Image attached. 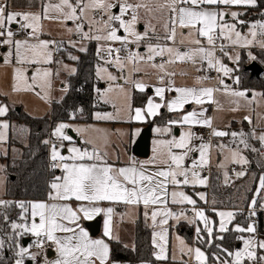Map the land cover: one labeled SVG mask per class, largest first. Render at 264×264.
Segmentation results:
<instances>
[{
    "label": "snow or ice",
    "instance_id": "6c2138e0",
    "mask_svg": "<svg viewBox=\"0 0 264 264\" xmlns=\"http://www.w3.org/2000/svg\"><path fill=\"white\" fill-rule=\"evenodd\" d=\"M262 4L264 0H40V10L33 12L14 10L11 0L0 2V48L4 49L0 60L13 70V92H31L51 102L54 81L61 72L72 76L78 71L57 54L65 53L68 60L79 62L80 57L68 47L86 53L87 44L96 42V76L108 84L95 91L101 98L107 97L105 102H112L116 109L115 113L96 112V120L154 121L162 108L180 114L163 127H156L157 133L168 138L155 141L151 158L138 160L133 155L123 165L113 162L109 153L91 140L85 141L91 148L78 146L67 133L73 124L58 123L52 134L58 143L42 141L49 146L50 169L54 173L45 198L0 199V226L10 229L0 235V264H119L113 259L110 241L120 239L113 224L114 205L120 203L144 208L143 215L151 220L154 229L153 255L161 264H264V237L256 220L258 203L264 210V164L258 176L252 174L257 187L249 190L253 195L247 202L246 224L234 223L238 216L245 215L243 209H218L214 199L208 206L207 193L185 191L188 187H207L204 172L210 166L214 147L221 154L227 153L218 167L226 169L231 163L241 169L233 170L231 176L224 172L226 185L248 175L251 161L246 151L264 157V130L257 131L264 114L252 108L256 124L251 113L237 121L247 122L251 126L248 131L243 127L231 130V121L224 130L214 126L215 117L208 115L206 106L215 105L216 111H223L224 104L218 98L223 96L228 98V110L235 113L242 107L259 108L264 101V92L240 87L246 73L239 51L247 50L249 61H257L252 48L264 51V10L259 12L261 19H241L249 9L261 8ZM153 20L161 25L162 34ZM45 21L60 24L77 39L42 38L46 35ZM13 25L17 26L15 30ZM141 25L143 31L139 30ZM178 62L190 63L204 74L196 76L193 86H177L174 66ZM142 65L158 70V85L133 79L142 71ZM110 67L120 75H114ZM212 72L215 77L210 75ZM61 83L60 91L66 95L71 85L68 81ZM126 83L141 93L154 87L155 94L141 106L133 107ZM112 93L122 95L125 105H117ZM171 93L175 95L166 96ZM193 104L198 107L185 110ZM8 112L9 105L0 102V155H7L2 146L8 141L10 123L4 119ZM121 112H126V117ZM70 116L74 120L76 113ZM197 126L210 129V137H229L230 141L213 145L211 139L205 141L192 130ZM174 127L183 131L176 135ZM88 130L89 127H75L81 135ZM140 132L136 128L131 135L138 136ZM253 140L259 142V148L251 143ZM13 206L19 210L15 219L9 216ZM97 217L104 218L103 233L94 237L85 223ZM181 222L193 227V243L175 234L170 251V232ZM229 233L235 234L234 239L242 242V247L225 246ZM26 237L31 241L24 243ZM211 248L215 251L208 252ZM5 249L13 253L11 257H5ZM49 251H54V258H49Z\"/></svg>",
    "mask_w": 264,
    "mask_h": 264
},
{
    "label": "trees",
    "instance_id": "16d2710c",
    "mask_svg": "<svg viewBox=\"0 0 264 264\" xmlns=\"http://www.w3.org/2000/svg\"><path fill=\"white\" fill-rule=\"evenodd\" d=\"M250 10L259 15V12L264 10V4L261 5V8ZM87 47L88 51L86 53H81L73 49L68 50L80 57L79 62L68 60L66 54L62 53L65 60L73 62L78 71L75 75L67 76L66 81H68L71 87L67 94H64L62 100L53 101L51 115L35 117L23 110L18 111L16 108H11L8 112L6 118L11 123L10 138L8 141L9 153L1 156L6 161L5 171L8 175L4 196L6 200L31 201L44 199L48 190V183L54 173L48 166L49 155L47 145H44L42 141L48 137L49 133L59 122L71 120V113H77L75 120L91 122L94 120L96 110L107 107L105 104L99 103L95 96V85L97 83L95 66L98 62L96 56L97 44L96 42H91ZM244 51L241 52V67L246 73V76L242 79L240 87L264 92V75L252 76L251 72L246 69V66L249 64V58ZM253 53L257 56V62L264 68V64L261 63L264 62V51L256 48ZM149 94L148 91L141 93L134 89L132 94L133 107L141 106ZM79 109H83V111L81 112ZM176 114L165 110L154 121H148V124H165L166 121L175 119ZM18 125L24 126L25 131L28 132L27 144L18 143L15 137V127ZM253 142L255 146L256 144L259 145V142L254 140ZM14 147L19 148L18 153L14 154L12 152ZM245 154L251 161L248 175L235 180L232 184L226 185L222 182L223 178L220 171L214 168L211 189V201L214 199L217 202L215 205L217 208L245 209V215L238 216L234 222L244 224L247 223V202L253 195V191L249 190H254L257 187V184L253 183L252 174L255 173L258 176L262 171L261 165L264 164V158H261L258 153L246 151ZM257 208L259 209V203ZM18 211L13 206L9 210L10 218L15 219ZM257 224L261 236H264V212L262 211H257ZM0 227H2L0 235L4 232H10L7 225ZM178 227L186 239L193 243V227L184 222H181ZM234 235V233L226 235V247L238 248V245H241L240 241L234 239ZM110 244L113 259L116 261H126L130 264H142L145 261L151 262V264H158L159 262L155 260L153 255L152 228L148 219L144 217L143 212H140L135 221L134 247H125L126 244L124 242L115 240L110 241ZM207 251L212 252L215 249L211 248L207 249ZM12 254L10 250L5 249L6 258L11 257Z\"/></svg>",
    "mask_w": 264,
    "mask_h": 264
},
{
    "label": "rangeland",
    "instance_id": "374dc122",
    "mask_svg": "<svg viewBox=\"0 0 264 264\" xmlns=\"http://www.w3.org/2000/svg\"><path fill=\"white\" fill-rule=\"evenodd\" d=\"M234 10H236V9H234ZM239 10L240 11H244V9H239ZM241 19H245V20H248L249 22H251V21H254V20H257V19H261V18L254 11L249 9L248 10V14L246 16L241 17ZM153 23L156 24L157 31L162 34L161 25L159 23H157V20H153ZM68 26H71V23H69ZM139 30L140 31L144 30L142 25L139 27ZM246 30L247 29H244V31H246ZM45 33H46V35H44L42 37L44 39H53V38L65 39V38H72L73 37V35L68 34L64 30L63 26H61L60 24H57L55 22L45 21ZM47 33H50L51 35H47ZM153 42H155V41H153ZM88 44H87V46H88ZM71 49L72 48L69 46L68 50H71ZM255 49H256L255 47L252 48L251 52L253 53ZM243 50L244 49H240L239 50L240 51V55H241V52ZM141 51H144V49H141ZM244 52L247 54V50H245ZM247 56H248V54H247ZM61 57L64 58V55L62 53H61ZM156 62L159 63L160 61L157 60ZM225 62L227 63V61H225ZM250 62L251 61H249V63ZM65 63H68V64H71V65L75 66V64L73 62L65 61ZM97 63H99V61ZM141 67H142V71L139 72V73L134 74L133 79H142L146 83H149V84H152V85L153 84H158V81H157V76L159 75L158 70L154 69V68H152V67H150L148 65H142ZM0 68L3 69V70H0V89L3 90V91H9V93H7L6 96L3 95V93H5V92H1L0 91V96H2L1 97V102H2V100L6 101L5 99H7L8 101L12 102V100H11L12 98L13 99H17L16 98V94L13 91L9 90L10 87H11V84H12L11 83V81H12L11 79L13 77V70H12L11 67H9L7 65H4L3 61H0ZM109 71H111L114 75H120V73L115 68L110 67ZM174 71L177 73V75L175 76L176 85H181V86H187V85L188 86H193L195 84L196 76L204 74V73L197 72L195 67H193L190 63H180V62H178L174 66ZM182 72L186 73V75H181ZM29 75H31V72H29ZM67 75H68L67 73L61 72L60 77L58 79H55V81H54V86L55 87H54V90L51 93V95L53 97L51 102H46L45 100L41 99L40 97L36 96L35 94H33L31 92H24L23 95L21 96L20 104L18 106H16L17 104L13 105V106H15L16 109L17 108H22L24 111L28 112L29 114H31L33 116H47V115H51L52 114V105H53L52 102H53L54 98L59 100L60 97L64 95L60 91V89L63 87L61 81H66ZM95 78H96V81H97V83L95 85V89L98 87L101 90H103V89H105L107 87L108 82L106 80H98L97 79L96 71H95ZM121 83H123V81H121ZM124 86L129 90L130 102H132V94H133V90L134 89H132L131 85L127 84V83L124 84ZM254 91L259 92L257 90H254ZM95 96H96V98H97L99 103H103V104H105L107 106L105 108H101L97 112H101V113H105V112L115 113L116 112V109L113 107L112 102H105V100L108 99L107 97L101 98L100 96L97 95L96 91H95ZM111 96L113 98H115V102L117 103V105H119V106H124L125 105L126 102H125V99H124V97L122 95H120L118 93H112ZM149 96H150V94H149ZM218 98L220 99L221 103L224 104V110L223 111H216L215 105H212V111L208 112L209 116H214L215 117L214 126L217 127V128L228 130V129H226V125L231 121V130H239L241 127H243V129L245 131H248L251 126L247 122H244L243 124H241V123H238L237 121L242 120L243 116L248 115V114L251 113L253 115V124H256L257 123L256 112H253L252 108H256L257 112H260L261 114H264V101H262L261 106L259 108H257L256 105H252L251 108L250 107H242L239 112L233 113V112L228 110L229 109L228 98L227 97H223V96H219ZM11 104H13V103H11ZM206 106L208 108L211 107V106H208V105H206ZM192 107L196 108L198 106L193 104ZM177 115H180V114L177 113L175 115V117ZM76 116H77V113H76ZM121 116L122 117H126V112H121ZM61 122H67V123L73 124L74 127L72 129H68L67 133L72 136V134L70 133V131H72L73 133L78 135V132L75 131V127H81L82 126L81 122H79L78 120H68V121H61ZM156 127L153 130V137H152V141H151V155L148 157V159L151 158V156L153 155V148L155 147V141L157 139L168 138L166 136L162 137V138L161 137L159 138L158 136H156V133H157L155 131ZM197 127H199V126H197ZM197 127H194L192 129L193 131L195 129V131H194L195 133H197L196 132V128ZM15 129H16L15 137L17 138L18 143L27 144L28 143V140H27L28 139L27 138L28 137V132L25 131L24 126L18 125V126L15 127ZM54 129H53V131H54ZM176 129L180 130V128L174 127L173 128V133L176 134V135H179L180 132H177ZM261 130H264V121H261L260 122V127L257 128L258 132L261 131ZM181 131H183V129ZM8 134H9V130H8ZM225 138H226V144L229 143L230 138L229 137H225ZM73 139L75 140L76 143L78 142L74 137H73ZM221 139L222 138H220V139L218 138L217 139V143H219L221 141ZM204 140L207 141L208 139H204ZM251 143L255 146V143L253 141H251ZM255 147L259 148L260 144L259 145L256 144ZM2 148L7 149V154L9 153V145H8V143L4 144L2 146ZM18 150H19L18 147H14L12 152L15 154V153H18ZM217 152L218 151L215 148L214 155H213V162H214V164H216L215 168H217L220 171V173L222 175V178H223L222 182L224 183V172L225 171H227L229 173V175L231 176L233 172L231 173L230 169H232V171L233 170L239 171L241 169H240V166L235 165V164H231V163H227V162H225V163H227V168L226 169H222V168L218 167L220 162L224 160V155H227V153L221 154L220 155V159L218 160ZM193 155H195V154H193ZM1 156H0V166H4V167L2 169H0V199H5L4 196H5V192H6V182H7V176L8 175H7L6 171H5L6 161ZM261 158H264V157H261ZM230 184H232V183H230ZM189 189L191 191V187L186 188L185 191H187L189 194H192L189 191ZM199 204L201 206H205V205H203V202H199ZM208 206H211V199L209 201V205ZM221 209L222 210H230V209H233V208H230V209L221 208ZM139 214L140 213L138 212L136 216H132L133 214H132V211L130 209L128 213L127 212L125 213V217L128 216L129 218H127V219H133V217H136L135 219H137ZM213 218L218 220V217H216V216H213ZM256 220H257V217H256ZM193 233H194V229H193ZM175 234H179L180 236H182V237H184L186 239L184 234H182L177 229V227H175V229L170 232V242H169L170 251H171L172 246H173L174 235ZM262 237H264V236H262ZM26 238H29L30 241L32 239L31 237H26ZM125 243H126L127 246L129 245V247L133 246L131 241L126 240ZM188 243L192 244V242H190V241H188ZM239 247H242V242H241V245ZM27 262H30V261H26V263ZM119 264H130V263L126 262V261H119Z\"/></svg>",
    "mask_w": 264,
    "mask_h": 264
},
{
    "label": "crops",
    "instance_id": "0c3cea01",
    "mask_svg": "<svg viewBox=\"0 0 264 264\" xmlns=\"http://www.w3.org/2000/svg\"><path fill=\"white\" fill-rule=\"evenodd\" d=\"M0 2H3V0H0ZM11 3L13 4L14 10H18V11H33V12H35V11H39L41 8L40 0H11ZM13 29L14 30L16 29V25H13ZM72 38H65V39H72ZM53 39H55V38H53ZM56 39H58V38H56ZM60 40H63V39H60ZM3 51H4V49L2 48L0 50V52H3ZM0 61H2V60H0ZM64 61H67V60L64 59ZM67 62H70V61H67ZM53 67H55V66H53ZM0 70H3V69L0 68ZM11 80H12L11 81L12 84H11V87L9 90L12 91V85L14 83L13 77ZM153 85H158V84H153ZM177 86H181V85H177ZM0 91L5 92V93H9V91H3L1 89H0ZM147 91L150 93V96H154V94H155L154 87L148 88ZM23 93L24 92L15 93L17 99L12 98L11 99L12 102L8 101L7 99H5L6 101L2 100V102L9 105V111H10L11 108H16L13 105L17 104L16 106H18L20 104L21 96L23 95ZM168 95H175V93L166 94V96H168ZM1 97L2 96H0V102H1ZM54 100H57V99L54 98ZM11 103H13V104H11ZM131 104H132V102H131ZM193 108L194 107H192V105H187L185 110L190 111ZM209 109H210L209 111L211 112L212 111V105ZM20 110H23V109L20 108ZM99 110L100 109L96 110L95 113ZM165 110H166L165 108H162L160 110V114ZM26 113H28V112H26ZM29 115H31V114H29ZM178 116L179 115H177L175 117V119H177ZM35 117H42V116H35ZM4 119H7V118L4 117ZM7 120L10 123V120L9 119H7ZM71 120H73V119H71ZM79 122H81V124H82L81 127H89V130L87 132H85L83 135H81L80 133H78V135H76L75 139L78 141L76 144L78 146L91 148V145L85 143L86 140H91L95 143L96 146H98L102 149H105L109 153L111 160L113 162L117 163L118 165H123V164L127 163L129 157L133 156V155L138 160H146L151 155V151H150V154L148 157H139V156H136L132 151L133 144L135 143V141L137 140V138L140 135L139 134L138 136H132L131 135L132 131H134V129H136V128H139L142 131V129L144 127L149 125L148 121H145V122H129L126 119L112 120V121L96 120L95 114H94V120L93 121H91V122L79 121ZM152 125H153V129H152V137H153L154 128L156 126L157 127L158 126L163 127L165 124H152ZM55 127H56V125H55ZM10 128H11V123H10ZM10 128H9V134H8V141L10 138ZM198 128L199 127H197L196 130ZM176 130H177V132H181L182 129H180V130L176 129ZM194 131H195V129H194ZM52 133H53V130H52ZM120 133H125V134L121 135ZM156 136H158L159 138L165 137V136H161V134H159V133H156ZM217 139L218 138H214L215 144H217ZM8 141H7V143H8ZM151 141H152V138H151ZM195 155H197V154H195ZM220 155H221V153L217 152L218 160L220 159ZM117 156H119V160H116ZM215 166H216V164H214V168H215ZM230 171H231V173L233 172L232 169H230ZM55 174L59 175L60 173H59V171H57ZM7 180H8V176H7ZM6 184H7V182H6ZM189 191H190V189H189ZM190 192L192 193V191H190ZM31 201H33V200H31ZM198 203H199V201H198ZM114 207L116 209V215L114 216V219H113L115 234L119 236V238H120L119 241H122L124 243L126 242V240L131 241L133 246H130V247H134V226H135V221H136L135 218L136 217H133V219H127L129 217L128 216L125 217V213L126 212L128 213L129 210L131 209L132 214H133L132 216H136L138 212L139 213L144 212V208L142 206H135L134 207V206L126 205L123 203L116 204V205H114ZM228 209H230V208H228ZM230 210H233V209H230ZM120 214H124L122 220L120 218ZM96 219L101 220V227H100V232L97 235H95L94 237H99L103 233V219L104 218L103 217H97ZM148 222L151 226V220L150 219H148ZM85 227H86V223H85ZM176 227L179 230L178 225ZM151 228H152V236H153L154 229L152 226H151ZM128 247H129V245H128ZM155 251H156V249L154 248V252ZM54 255L55 254L53 251V255L49 258L50 259L54 258ZM28 264H29V262H28ZM31 264H35V262H31ZM158 264H161V262H158Z\"/></svg>",
    "mask_w": 264,
    "mask_h": 264
},
{
    "label": "water",
    "instance_id": "95a60500",
    "mask_svg": "<svg viewBox=\"0 0 264 264\" xmlns=\"http://www.w3.org/2000/svg\"><path fill=\"white\" fill-rule=\"evenodd\" d=\"M246 69L251 72L252 76H260L264 68L261 66L257 61H251L247 66ZM18 111H20V108H17ZM152 129L153 125L149 124L146 127H144L133 144L132 151L136 156L139 157H148L151 151V138H152ZM72 136L76 138V134L70 131ZM86 227L89 229L90 233L95 236L100 232L101 227V220L95 219L93 221L86 222ZM29 238L24 239V243L29 242ZM240 246V244L238 245ZM53 255V251H49L48 256L51 257ZM31 264V262H29Z\"/></svg>",
    "mask_w": 264,
    "mask_h": 264
},
{
    "label": "built area",
    "instance_id": "2783aa9c",
    "mask_svg": "<svg viewBox=\"0 0 264 264\" xmlns=\"http://www.w3.org/2000/svg\"><path fill=\"white\" fill-rule=\"evenodd\" d=\"M18 38H20V37H18ZM75 39H77L76 36H73L72 39H63V40L67 41V40H75ZM56 40H60V39H56ZM1 49L2 48H0V50ZM57 55L61 57V53H58ZM157 60L160 61L159 58H157ZM210 75H212L213 77H215L216 73L215 72H212ZM196 132L198 133V135H202L204 137V139H208V140L211 139L213 145H215L214 137H210L209 136L210 129L204 128V127H200V128H198V130H196ZM52 134L53 133L51 131L46 139H51V140H53V142H57L58 143V141H56L55 137ZM222 142L225 143L226 142V139L223 138L222 139ZM47 149H48V155H49V146L48 145H47ZM214 150H215V147L211 150L210 166L208 168H206L205 169V172H204V174L208 176V185H207V187L197 186L196 188H192L191 189L192 193L193 192H205V193H207L208 201H210V199H211L212 173H213V169H214V162H213ZM48 166L50 168V159L48 160ZM241 209H243V208H241ZM243 210H245V209H243ZM258 211L264 212V210H260V209H258Z\"/></svg>",
    "mask_w": 264,
    "mask_h": 264
}]
</instances>
